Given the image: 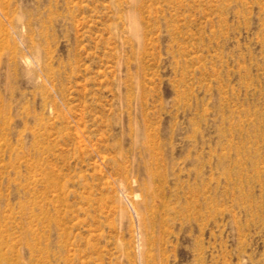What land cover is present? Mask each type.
<instances>
[{
	"label": "rangeland",
	"instance_id": "obj_1",
	"mask_svg": "<svg viewBox=\"0 0 264 264\" xmlns=\"http://www.w3.org/2000/svg\"><path fill=\"white\" fill-rule=\"evenodd\" d=\"M0 264H264V0H0Z\"/></svg>",
	"mask_w": 264,
	"mask_h": 264
}]
</instances>
